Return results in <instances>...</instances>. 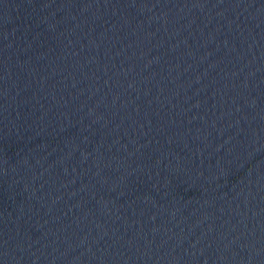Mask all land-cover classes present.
<instances>
[{
    "label": "water",
    "instance_id": "obj_1",
    "mask_svg": "<svg viewBox=\"0 0 264 264\" xmlns=\"http://www.w3.org/2000/svg\"><path fill=\"white\" fill-rule=\"evenodd\" d=\"M0 264H264V0H0Z\"/></svg>",
    "mask_w": 264,
    "mask_h": 264
}]
</instances>
